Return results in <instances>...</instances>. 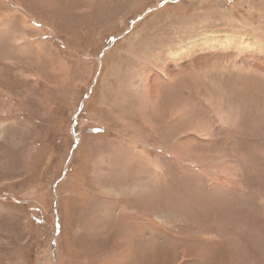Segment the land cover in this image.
Listing matches in <instances>:
<instances>
[{
    "label": "rangeland",
    "instance_id": "1",
    "mask_svg": "<svg viewBox=\"0 0 264 264\" xmlns=\"http://www.w3.org/2000/svg\"><path fill=\"white\" fill-rule=\"evenodd\" d=\"M0 264H264V0H0Z\"/></svg>",
    "mask_w": 264,
    "mask_h": 264
},
{
    "label": "bare ground",
    "instance_id": "2",
    "mask_svg": "<svg viewBox=\"0 0 264 264\" xmlns=\"http://www.w3.org/2000/svg\"><path fill=\"white\" fill-rule=\"evenodd\" d=\"M245 1H247V0H245ZM249 1H253V0H249ZM243 43V42H242ZM215 44H217V43H215ZM225 44H226V42H224V41H221V42H218V44L217 45H219L220 47H225ZM200 48H202L203 49V47H200ZM205 48V47H204ZM202 49H200L199 50V48H191V49H189L188 51H187V54H188V52H189V55L187 56V59H185L186 61H191L190 63L192 64V62H194V64H196V63H199V60L200 61H208L209 59H211V57L214 55V56H216L215 58H219L221 55H223V56H226V57H230V61H232V62H234L235 60H236V58L235 57H233V54L234 53H229V54H226V52H224V51H219V52H215V53H212L211 52V50H210V48H208V50L209 51H207L208 53H205L204 51H202ZM196 52H198V54L196 53ZM254 54V51L252 50H249V52H248V54H247V57H242V60L243 59H245V60H247V61H245L246 63H249L250 62V59H251V56ZM206 56V58H203V57H205ZM255 56V55H254ZM184 57H186V56H184ZM189 57V58H188ZM197 58V59H196ZM213 59V58H212ZM209 62V61H208ZM212 62V61H211ZM244 62V63H245ZM187 63V62H186ZM192 66V65H191ZM189 67V66H188ZM171 72V71H170ZM169 73V72H168Z\"/></svg>",
    "mask_w": 264,
    "mask_h": 264
}]
</instances>
